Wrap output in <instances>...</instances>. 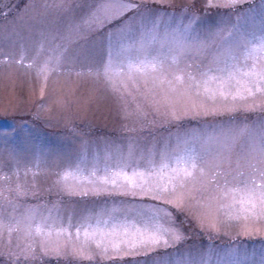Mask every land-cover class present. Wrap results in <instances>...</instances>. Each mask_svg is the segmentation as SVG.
Segmentation results:
<instances>
[{
  "label": "rangeland",
  "instance_id": "obj_1",
  "mask_svg": "<svg viewBox=\"0 0 264 264\" xmlns=\"http://www.w3.org/2000/svg\"><path fill=\"white\" fill-rule=\"evenodd\" d=\"M97 2L68 0L58 8L55 0H48L46 11L44 0H0V201L5 222L13 208V214L19 217L28 206L37 205L43 206V211L54 209L65 222L71 216L74 223L102 210L160 205V201L151 199L150 195H123L118 189H112L111 194L68 195L63 183H56L60 175L67 168H74L82 157L87 158V164L82 165L87 176L96 156L102 163L106 153L126 154L130 144L134 159L141 153L147 157L149 151L154 150L158 160L164 145L173 146L177 136L204 138L213 134L221 143L234 136V143L229 139L232 166H236L238 157L242 158L241 166L250 158V134L264 124V97L255 99L258 106L252 110H247V106L254 103L252 98L247 101L229 99L217 100L215 105L209 102V108L227 103L235 105L234 111L221 109L208 115L188 111L185 115V108L191 102L172 94L171 107L161 106L157 111L152 96L143 95L142 80L129 82L127 92L121 95L111 91L102 76L88 69L104 59L110 31L121 26H131L134 31L147 29L157 21L161 34L188 26L189 48L181 58L180 67L185 63L206 64L211 59L214 44L219 43L217 33L226 35L241 21L240 14L248 9H255L253 15L258 14L261 0H246L235 7L224 6L226 0H211V4L209 0H125L137 7L102 27L85 30L81 26L84 38L67 43L61 70L49 73L45 81L43 75L37 74L36 65L28 66L33 57L39 52L38 62L42 64L51 48L64 43L60 37L67 34L68 26L81 24ZM202 44L211 47L200 51ZM163 87L166 92L167 85ZM147 88L153 85L149 83ZM154 90L159 100L161 90ZM172 110L179 119L172 117ZM244 128L247 132L241 136L239 130ZM211 147L215 150V146ZM141 166H144L143 161ZM67 183L91 187L72 178ZM18 185L23 195L17 193ZM165 198L170 197L165 194ZM190 203L178 202V207L163 205L172 213L174 226L182 234L179 241L169 238L167 247L161 244L129 250L121 245V250L116 252L108 245L105 253L103 246L97 248L92 241L85 243L83 235L76 239L73 229L70 240L53 235L51 245H60L59 254L50 250L45 255L39 247V238L25 239L22 232L9 235L5 231L0 237V251L4 253L0 264H11L7 258L9 243L12 248L17 243L34 246V259L20 260L18 264H162L161 258L167 264H177L186 258L191 264H200L206 256L211 258V264H216V257L230 248L246 254L242 264H260L264 251V221L248 222L246 230L243 220H228L223 214L215 213L205 217L200 214L202 209L190 207ZM116 215L123 218V212ZM133 215L129 214V219Z\"/></svg>",
  "mask_w": 264,
  "mask_h": 264
},
{
  "label": "snow or ice",
  "instance_id": "obj_2",
  "mask_svg": "<svg viewBox=\"0 0 264 264\" xmlns=\"http://www.w3.org/2000/svg\"><path fill=\"white\" fill-rule=\"evenodd\" d=\"M67 2L55 0L58 8ZM245 2L226 0L224 6L235 7ZM44 7L47 11L48 0H44ZM136 7L125 0H98L81 24L68 26L67 34L60 37L64 43L51 48L42 64L38 62V52L28 66L36 65L37 74L43 75L46 81L49 73L61 70L67 43L84 38L81 26L85 30L102 27ZM259 7L260 12L256 15H253L255 9L241 13V21L233 25L226 35L217 33L219 43L214 44L211 59L206 64L185 63L184 67H180L181 58L189 48L188 26L161 34L157 21L147 29L134 31L131 26H121L114 32L110 31L104 59L88 70L102 76L111 91L121 95L127 92L129 82L142 80L145 85L143 95L152 96L157 111L161 106L171 107L172 94L191 102L185 108V115L188 111L195 115L201 112L216 114L221 109L234 111L235 105L227 103L209 108V102L215 105L217 100L226 102L229 99L247 101L252 98L254 103L247 106V110H252L258 106L255 99L264 97V0ZM209 47L202 44L198 50ZM23 59L22 51L20 61ZM149 83L153 88H147ZM155 88L161 90L159 100L156 99ZM171 115L179 119L175 110L171 111ZM246 132V128L239 130L241 136ZM229 139L234 143L236 137L221 143L220 138L213 134L204 138L200 135L177 136L173 146L164 145L158 160L154 150H150L147 157L141 153L139 158L134 159L130 144L126 154L117 152L113 156L106 153L102 163L96 156L87 176L84 175L85 167H82L87 164V158L82 157L74 168H67L56 181L57 184L63 183V190L68 195L87 196L90 192L111 194L112 189H118L123 195H150L151 199L160 201V205L102 210L75 223L71 216L65 222L54 209L43 211V206L37 205L28 206L19 217L13 214V208V213H9L5 222L3 202L0 201V237L7 231L9 235L22 232L25 239L39 238V247L45 255L50 250L59 254L60 245H51L53 235L57 239L66 236L70 240L73 229L76 239L83 235L85 243L95 242L97 248L103 246L105 253L108 252V245L116 252L121 250V245L129 250L161 244L167 247L169 238L179 241L182 234L174 226L172 213L163 205L178 207V202L185 201L192 202L190 207L202 209L200 214L205 217L215 213L223 214L228 220H243L247 230L248 222L264 221V124L250 134V158L245 160L244 166L240 164L241 157L237 158L236 166H232ZM211 146H215V150ZM98 172L102 174L97 175ZM69 178L91 187L69 184ZM16 190L19 195L24 194L19 185ZM165 194L170 198H165ZM117 212H123V218L117 216ZM129 214H134L131 219ZM9 248L7 258L11 264L34 259L32 243H17L15 248L9 243ZM3 255L0 251V256ZM245 256L238 249L230 248L216 257V264H242ZM161 260L162 264H167L164 258ZM177 264H191V261L186 258ZM200 264H211V258L204 257ZM260 264H264V251L261 252Z\"/></svg>",
  "mask_w": 264,
  "mask_h": 264
}]
</instances>
